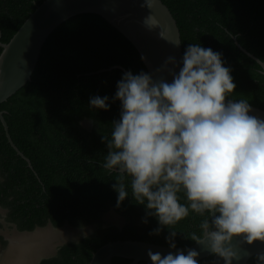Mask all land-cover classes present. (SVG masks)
<instances>
[{
  "label": "trees",
  "instance_id": "16d2710c",
  "mask_svg": "<svg viewBox=\"0 0 264 264\" xmlns=\"http://www.w3.org/2000/svg\"><path fill=\"white\" fill-rule=\"evenodd\" d=\"M44 1L0 0V43L7 44ZM161 1L179 26L183 54L195 43L221 53L236 84L229 98L264 110V73L257 62L264 64V0ZM113 66L134 75L148 73L132 43L103 18L74 16L46 40L31 81L0 105L13 144L30 161L28 166L17 155L0 122V208L6 210V221L28 232L48 224L92 227L87 238L61 245L39 264H89L98 248L113 241L169 246L168 228L149 235L159 225L132 198L130 178H124L129 196L118 206L112 188L117 173L103 168L107 147L102 137L110 138L112 122L120 118V102L112 98L124 73L109 70ZM94 96L109 97V109L90 108ZM179 195L186 204L184 194ZM111 209L126 219L122 227L104 224ZM205 216L190 210L170 226L176 247L196 243L192 236L201 235ZM0 244H6L1 235ZM112 264L131 260L114 258ZM248 264H257L255 257Z\"/></svg>",
  "mask_w": 264,
  "mask_h": 264
},
{
  "label": "clouds",
  "instance_id": "9594fccd",
  "mask_svg": "<svg viewBox=\"0 0 264 264\" xmlns=\"http://www.w3.org/2000/svg\"><path fill=\"white\" fill-rule=\"evenodd\" d=\"M152 6L153 0L141 4ZM142 24L149 31L160 28L152 14ZM181 63L177 73V61L169 56L155 73L122 75L112 98L120 102V118L112 122L110 138L102 137L107 147L103 168L117 173L112 188L118 206L129 196L124 178H130L132 198L158 222L149 235L168 228L165 239L175 249L176 231L170 226L190 210L207 214L199 225L201 235L192 239L223 264H233L241 259L234 238L240 244H264V119L250 114L247 100L229 98L236 84L221 53L189 44ZM165 71L171 82L161 75ZM108 100L90 97L89 106L107 111ZM147 255L152 264H199L200 253L177 250L162 257L149 250ZM255 259L264 264V251Z\"/></svg>",
  "mask_w": 264,
  "mask_h": 264
},
{
  "label": "water",
  "instance_id": "95a60500",
  "mask_svg": "<svg viewBox=\"0 0 264 264\" xmlns=\"http://www.w3.org/2000/svg\"><path fill=\"white\" fill-rule=\"evenodd\" d=\"M143 0H45L37 6L35 11L27 18L23 25L7 44L0 43L3 55L0 58V105L14 95L18 90L31 81L34 70L38 64L42 48L51 33L70 18L80 14H96L109 25L127 38L138 51L148 73H155L167 57H175L178 73L182 67L183 49L179 26L168 7L161 0H153L151 9L141 7ZM152 14L160 24L159 29L147 30L143 18ZM163 36L159 37L158 33ZM179 42L176 46L174 43ZM252 57V56H251ZM263 68L264 64L257 60ZM169 68L172 66L169 65ZM119 69L123 73L127 70L121 66H113L109 70ZM168 82L172 77L167 72L161 73ZM250 114L264 119V110L251 106ZM4 112L0 111V122L4 128L6 138L17 155L22 157L30 166V161L13 144L4 119ZM232 244L239 252L241 259L233 264H248L258 252L264 251V244L254 242L252 245L240 244L234 238ZM188 249H195L200 253V261L209 256L213 257L211 264H223V260L204 249L203 245L194 243L191 246L176 247L156 245L143 241H113L98 248L92 255L89 264H112L114 258L131 260V264L146 262L152 264L147 252L164 255L177 250L185 254Z\"/></svg>",
  "mask_w": 264,
  "mask_h": 264
},
{
  "label": "rangeland",
  "instance_id": "374dc122",
  "mask_svg": "<svg viewBox=\"0 0 264 264\" xmlns=\"http://www.w3.org/2000/svg\"><path fill=\"white\" fill-rule=\"evenodd\" d=\"M86 127L87 123L84 124ZM6 210L0 208V235L6 244H0V264H39L54 256L58 248L89 235L92 227L74 228L68 224L56 228L51 224L33 231H20L5 219ZM105 225L122 227L126 219L111 209L104 217ZM66 240V242H65Z\"/></svg>",
  "mask_w": 264,
  "mask_h": 264
},
{
  "label": "flooded vegetation",
  "instance_id": "af4514ba",
  "mask_svg": "<svg viewBox=\"0 0 264 264\" xmlns=\"http://www.w3.org/2000/svg\"><path fill=\"white\" fill-rule=\"evenodd\" d=\"M5 219H6V216H5Z\"/></svg>",
  "mask_w": 264,
  "mask_h": 264
}]
</instances>
